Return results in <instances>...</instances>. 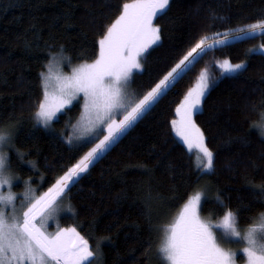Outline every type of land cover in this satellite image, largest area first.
<instances>
[{
  "label": "trees",
  "instance_id": "1",
  "mask_svg": "<svg viewBox=\"0 0 264 264\" xmlns=\"http://www.w3.org/2000/svg\"><path fill=\"white\" fill-rule=\"evenodd\" d=\"M133 1L0 0V134L9 136L7 163L17 204L28 195L41 197L106 134L72 140L83 113L81 100L50 127L38 124L42 74L53 59H64L69 67L96 61L101 39ZM260 22L264 0H170L156 16L153 44L130 80L133 105L116 122L160 82L170 83L171 75L183 72L163 93L161 84L149 94L124 123L126 131L58 200L61 211L48 229L53 236L70 230L63 232L61 263L169 264L166 230L196 193L203 195L200 211L207 219L230 212L241 231L260 220L264 32L180 63L203 39ZM225 60L243 68L223 74ZM204 70L209 88L194 119L212 154V168L205 173L173 131L177 106Z\"/></svg>",
  "mask_w": 264,
  "mask_h": 264
},
{
  "label": "rangeland",
  "instance_id": "2",
  "mask_svg": "<svg viewBox=\"0 0 264 264\" xmlns=\"http://www.w3.org/2000/svg\"><path fill=\"white\" fill-rule=\"evenodd\" d=\"M169 1L136 0L126 4L120 17L101 39L96 61L69 67L59 58L48 64L42 74L44 97L35 115L36 122L50 127L60 113L81 100L83 113L72 140L85 142L103 131L106 134L90 155L85 154L76 163L77 169L74 166L41 197L33 200L34 196L28 195L16 203L15 181L7 163L9 136L0 134V264H63V232L69 229L60 230L53 239V231L48 229L61 211V204L55 206L58 200L67 187L119 139L129 127L124 125L126 120L131 121L133 113L146 103L159 85L165 86L163 93L183 72L173 78L171 75L170 83H165L166 79L160 82L127 116L116 122L133 105L130 80L143 67L142 58L154 40L155 18L166 9ZM263 32L264 22H260L215 39H203L180 63L188 58L195 61L215 45ZM242 68L243 65L227 60L221 64L223 74H235ZM207 74L206 70L201 73L177 106L173 121L174 135L194 156L204 173L212 168V154L194 117L209 88ZM78 169L79 174L74 175ZM69 172L70 179L67 178ZM202 200V193L191 196L182 206L176 222L166 230L164 247L169 264H264V215L255 225L241 231L230 212L218 220L202 216ZM28 203L31 204L21 211Z\"/></svg>",
  "mask_w": 264,
  "mask_h": 264
},
{
  "label": "flooded vegetation",
  "instance_id": "3",
  "mask_svg": "<svg viewBox=\"0 0 264 264\" xmlns=\"http://www.w3.org/2000/svg\"><path fill=\"white\" fill-rule=\"evenodd\" d=\"M51 237H52V239L54 238V236H53V235H52Z\"/></svg>",
  "mask_w": 264,
  "mask_h": 264
},
{
  "label": "water",
  "instance_id": "4",
  "mask_svg": "<svg viewBox=\"0 0 264 264\" xmlns=\"http://www.w3.org/2000/svg\"><path fill=\"white\" fill-rule=\"evenodd\" d=\"M146 104V103H145Z\"/></svg>",
  "mask_w": 264,
  "mask_h": 264
}]
</instances>
